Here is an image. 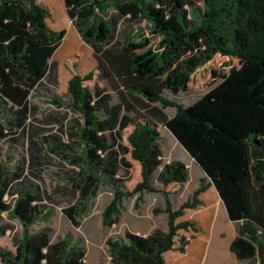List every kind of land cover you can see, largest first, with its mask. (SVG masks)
Masks as SVG:
<instances>
[{"label": "trees", "instance_id": "1", "mask_svg": "<svg viewBox=\"0 0 264 264\" xmlns=\"http://www.w3.org/2000/svg\"><path fill=\"white\" fill-rule=\"evenodd\" d=\"M38 1L0 0V141L21 135L27 142L14 168L0 160V215L7 213L21 227L13 239L21 255H7L6 264H86L84 239L55 237L47 225L54 197L39 184L47 158H66L77 169L69 179L71 202L62 209L76 229L104 186L113 197L101 223L111 228L125 199L159 192L155 183H186L185 163L163 162L159 126L204 178L176 209L162 192L166 230L108 239L110 264H167L164 255L173 250L178 231L197 230L194 222L177 220L202 206L200 196L212 186L235 228L230 251L238 262L264 264V0H64L73 26L94 52L104 87L92 92L84 85L94 71L73 75L66 120L71 118L58 134L34 140L28 131L31 98L51 74L50 61L66 36V30L48 27L50 12ZM143 22L161 37L158 48L143 51L149 39L133 41ZM216 55L236 58L239 67L183 105L177 96ZM130 126L126 146L123 132ZM128 154L142 174L131 192L124 189L132 168ZM5 160L12 162L10 156Z\"/></svg>", "mask_w": 264, "mask_h": 264}, {"label": "rangeland", "instance_id": "2", "mask_svg": "<svg viewBox=\"0 0 264 264\" xmlns=\"http://www.w3.org/2000/svg\"><path fill=\"white\" fill-rule=\"evenodd\" d=\"M38 2L50 12V17L46 21L48 27L53 31L66 30L65 38L68 34L71 35L61 47L65 38L63 39L50 61L51 74L31 98L33 113L28 121V131L30 139L34 140H39L42 136L58 134L61 124L67 123L71 118L69 114L66 120L69 103L68 82L73 75L84 77L94 71L93 79L85 81L84 85L92 92L96 86L104 87V83L98 78L94 52L82 41L73 26L67 15L64 0H39ZM143 38L149 39V45L143 51L158 48L162 40L161 37L151 33L149 25L145 22L137 26L133 41H140ZM238 67L239 61L236 58L216 55L192 75L188 91L180 93L177 96L178 99L183 105H190L218 83L222 75H227L232 68ZM172 112L169 110L168 114ZM4 113L0 112V117H4ZM132 130L133 127L130 126L123 132V143L126 146H128L127 136ZM158 131L161 135L163 162L170 163L177 159L187 164L189 180L184 184L173 183L167 187L155 183V188L159 192L143 193L141 196L135 195L125 199L118 224L111 228H104L101 223L102 212L113 197L111 188L109 186L101 188L99 195L91 203L88 215L82 221L80 228L76 229L65 218L62 209L69 206L71 202V196L67 193L69 179L73 176L72 171L77 169L63 157H51L44 160L39 184L54 197L53 204L48 203L54 205V208L52 220L47 225L53 229L55 237L70 234L83 238L87 248L86 264H110L106 252V241L110 238H123L125 232L148 235L155 229L166 230V196L176 209L198 187L201 179L198 166L190 160L187 152L162 126L158 127ZM16 137V141L13 139L0 141V160L5 161L10 168L20 163L27 147V142L21 135ZM63 141L67 142V138L63 137ZM24 144L25 147L22 146ZM8 156L12 158V162L5 160ZM126 158L132 164V168L127 174L128 181L124 189L131 192L142 182L141 167L130 154ZM162 192L166 193V196ZM216 199L215 191L209 190L202 199L200 196L202 206L195 210H185L184 216L177 220V223L194 222L197 230L178 231L173 250L164 255L167 264H251L238 262L230 251V245L236 235L235 228L229 221L221 202ZM20 230L18 222L7 213L0 215V264H6V257L9 254L20 257L21 246L13 242ZM183 244L184 252H181L180 248Z\"/></svg>", "mask_w": 264, "mask_h": 264}, {"label": "crops", "instance_id": "3", "mask_svg": "<svg viewBox=\"0 0 264 264\" xmlns=\"http://www.w3.org/2000/svg\"><path fill=\"white\" fill-rule=\"evenodd\" d=\"M190 158V157H189ZM190 160H192L191 158H190ZM192 162H194L193 160H192ZM184 163V162H183ZM195 164V163H194ZM196 165V164H195ZM186 166L188 167V165L186 164ZM197 166V165H196ZM199 168V167H198ZM200 169V168H199ZM200 171H201V169H200ZM200 178L202 179V178H204V174H203V172L201 171V174H200ZM209 190H214L215 191V194H217V201L218 202H221V204H222V206H223V208H224V210L226 211V209H225V206H224V204H223V202H222V200H221V198H220V196H219V194L217 193V191H216V189H215V187L214 186H212L211 188H209ZM209 190H207V192H205V193H203L202 195H201V199L203 198V196L205 195V194H207L208 193V191ZM226 214H227V212H226ZM236 236V235H235ZM235 256V255H234Z\"/></svg>", "mask_w": 264, "mask_h": 264}]
</instances>
